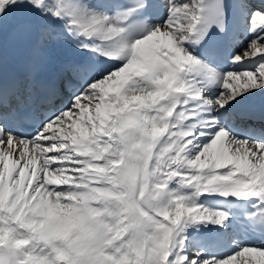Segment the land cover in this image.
Segmentation results:
<instances>
[{
	"label": "snow or ice",
	"instance_id": "obj_1",
	"mask_svg": "<svg viewBox=\"0 0 264 264\" xmlns=\"http://www.w3.org/2000/svg\"><path fill=\"white\" fill-rule=\"evenodd\" d=\"M0 264H264V0H0Z\"/></svg>",
	"mask_w": 264,
	"mask_h": 264
},
{
	"label": "bare ground",
	"instance_id": "obj_2",
	"mask_svg": "<svg viewBox=\"0 0 264 264\" xmlns=\"http://www.w3.org/2000/svg\"><path fill=\"white\" fill-rule=\"evenodd\" d=\"M50 52L55 56L54 61L63 59V58H65L68 55V53L66 51H64L63 49L58 48V47H53L49 51V53Z\"/></svg>",
	"mask_w": 264,
	"mask_h": 264
}]
</instances>
